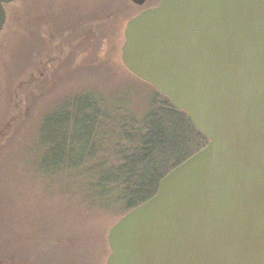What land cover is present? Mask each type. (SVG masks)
<instances>
[{"label": "water", "instance_id": "95a60500", "mask_svg": "<svg viewBox=\"0 0 264 264\" xmlns=\"http://www.w3.org/2000/svg\"><path fill=\"white\" fill-rule=\"evenodd\" d=\"M124 41L128 70L209 142L113 225L107 264H264V0H161Z\"/></svg>", "mask_w": 264, "mask_h": 264}, {"label": "rangeland", "instance_id": "374dc122", "mask_svg": "<svg viewBox=\"0 0 264 264\" xmlns=\"http://www.w3.org/2000/svg\"><path fill=\"white\" fill-rule=\"evenodd\" d=\"M158 1L14 0L5 8L0 264L108 263L107 235L127 212L117 202L104 205L87 195L79 182L65 185L64 179L37 177L29 147L51 105L99 85L111 100L127 96L125 104L144 114L152 87L131 74L122 47L130 18Z\"/></svg>", "mask_w": 264, "mask_h": 264}, {"label": "trees", "instance_id": "16d2710c", "mask_svg": "<svg viewBox=\"0 0 264 264\" xmlns=\"http://www.w3.org/2000/svg\"><path fill=\"white\" fill-rule=\"evenodd\" d=\"M150 86L151 100L142 115L125 104L127 96L111 100L100 85L51 105L29 147L37 177L79 182L87 195L104 205L117 202L122 212L154 196L159 180L209 138L189 114Z\"/></svg>", "mask_w": 264, "mask_h": 264}, {"label": "flooded vegetation", "instance_id": "af4514ba", "mask_svg": "<svg viewBox=\"0 0 264 264\" xmlns=\"http://www.w3.org/2000/svg\"><path fill=\"white\" fill-rule=\"evenodd\" d=\"M160 1H161V0H160ZM160 1H158L157 4H158Z\"/></svg>", "mask_w": 264, "mask_h": 264}]
</instances>
